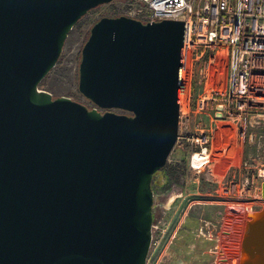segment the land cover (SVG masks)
<instances>
[{
	"label": "water",
	"instance_id": "95a60500",
	"mask_svg": "<svg viewBox=\"0 0 264 264\" xmlns=\"http://www.w3.org/2000/svg\"><path fill=\"white\" fill-rule=\"evenodd\" d=\"M114 1L0 0V264L147 262L154 176L179 138L185 22L101 18L79 66L94 109L40 89L75 25ZM238 260L264 264V207Z\"/></svg>",
	"mask_w": 264,
	"mask_h": 264
},
{
	"label": "rangeland",
	"instance_id": "374dc122",
	"mask_svg": "<svg viewBox=\"0 0 264 264\" xmlns=\"http://www.w3.org/2000/svg\"><path fill=\"white\" fill-rule=\"evenodd\" d=\"M141 9L145 14L146 6L117 0L89 12L70 32L56 67L40 89L55 98L67 97L94 108L78 89L81 53L91 28L103 17L128 16ZM224 51L204 53L198 59L190 53L184 57L180 115L184 125L189 118L188 129L199 124L211 134V162L200 170L193 169L192 154L200 148L181 139L166 167L155 175L152 245L146 264H239L246 223L251 214L264 207V181L258 178L264 170V124L261 121V127L254 123L255 127L249 128V136L255 135L257 140L241 144L238 125L222 119L219 99L227 88L231 70ZM217 56L218 62L214 61ZM203 100L209 104L206 112L199 109ZM182 132L179 127V136ZM234 185L240 191L244 185L251 188V197L232 198L225 191L232 190ZM256 189L261 190L257 195Z\"/></svg>",
	"mask_w": 264,
	"mask_h": 264
},
{
	"label": "built area",
	"instance_id": "2783aa9c",
	"mask_svg": "<svg viewBox=\"0 0 264 264\" xmlns=\"http://www.w3.org/2000/svg\"><path fill=\"white\" fill-rule=\"evenodd\" d=\"M130 3L133 6H146L145 14L141 9L127 16L143 23L165 20L185 22L181 84L185 82V55L190 53L191 57L194 55L198 59L204 53L225 49L231 70L227 88L219 99L222 119L238 125L241 144L257 140V136H249L248 132L249 128L255 127L254 123L257 128L261 127V121L264 124V0H130ZM214 105L217 106V103ZM199 109L200 112H206L209 109L208 102L203 100ZM187 119L184 125L180 115L179 127L180 130L183 128V132L178 140L200 148L192 154V167L195 155L209 153L211 134L199 124L188 129ZM258 178L264 181V170ZM246 182L250 184L248 179ZM245 185L241 191L234 185L232 190L225 192L232 198L248 199L252 189H247ZM260 191L256 189L255 195Z\"/></svg>",
	"mask_w": 264,
	"mask_h": 264
},
{
	"label": "bare ground",
	"instance_id": "6f19581e",
	"mask_svg": "<svg viewBox=\"0 0 264 264\" xmlns=\"http://www.w3.org/2000/svg\"><path fill=\"white\" fill-rule=\"evenodd\" d=\"M223 53V52H222ZM223 55V54H222ZM219 60V57L217 56L215 58L214 61L218 62ZM221 65V64H220ZM218 70V69H217ZM184 96V95H183ZM182 95H179V101H180V104L182 103L183 105V98ZM183 98V99H182ZM182 107V106H181ZM181 111H183V109H181ZM221 132V131H220ZM226 141V140H225ZM211 162V155L209 154H201V155H195L194 158H193V161H192V167L195 168V169H201L203 168L204 166H207L208 163ZM230 227V226H229ZM228 227V228H229ZM231 229V228H230ZM233 229V228H232ZM238 232V231H237ZM239 234V233H238ZM235 235V234H234ZM236 243V242H235ZM235 247V246H234ZM237 247V246H236ZM237 251V250H236ZM235 252V251H234ZM234 255V254H233Z\"/></svg>",
	"mask_w": 264,
	"mask_h": 264
},
{
	"label": "flooded vegetation",
	"instance_id": "af4514ba",
	"mask_svg": "<svg viewBox=\"0 0 264 264\" xmlns=\"http://www.w3.org/2000/svg\"><path fill=\"white\" fill-rule=\"evenodd\" d=\"M89 108V107H88ZM94 108H95V106H94ZM94 108H89V109H94ZM120 114V113H119Z\"/></svg>",
	"mask_w": 264,
	"mask_h": 264
},
{
	"label": "trees",
	"instance_id": "16d2710c",
	"mask_svg": "<svg viewBox=\"0 0 264 264\" xmlns=\"http://www.w3.org/2000/svg\"><path fill=\"white\" fill-rule=\"evenodd\" d=\"M155 177V176H154Z\"/></svg>",
	"mask_w": 264,
	"mask_h": 264
}]
</instances>
